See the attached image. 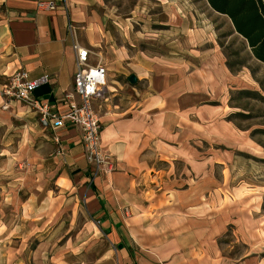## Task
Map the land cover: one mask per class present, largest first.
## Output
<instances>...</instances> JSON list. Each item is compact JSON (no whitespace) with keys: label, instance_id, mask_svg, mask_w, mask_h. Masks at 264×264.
<instances>
[{"label":"crops","instance_id":"0c3cea01","mask_svg":"<svg viewBox=\"0 0 264 264\" xmlns=\"http://www.w3.org/2000/svg\"><path fill=\"white\" fill-rule=\"evenodd\" d=\"M158 1L172 11L173 35L193 47L188 57L176 39L172 57L118 44L101 0H0V86L17 70L47 76L33 97L66 114L78 43L89 65L105 69L92 106L115 160L114 172L89 181L78 128L44 129L15 100L2 109L0 96V145L25 154L31 170L15 174L23 183L12 196L22 198L0 221L9 261L28 253L31 264H264L263 183L243 177L246 143L227 119L231 74L211 19L185 0Z\"/></svg>","mask_w":264,"mask_h":264},{"label":"rangeland","instance_id":"374dc122","mask_svg":"<svg viewBox=\"0 0 264 264\" xmlns=\"http://www.w3.org/2000/svg\"><path fill=\"white\" fill-rule=\"evenodd\" d=\"M185 2L196 13L203 12L211 19L219 52L223 54L225 65L231 74L226 99L227 119L236 130L242 132L239 140L246 143V146L240 148L241 152L237 153L248 160L246 163L248 165L243 166L245 172L243 177L247 176L251 185L263 183L260 185L264 192V63L252 56L248 44L234 32L228 18L214 15L210 11L206 0H185ZM101 3L104 5L106 24L109 25L112 35L116 37L117 43L126 45L132 52L140 51L149 56L172 57V53L177 49L174 45L173 48L171 47L172 39H176L175 44L179 42L183 48H186L187 57L190 48H193L187 37L177 40L175 37L177 35H173L178 29L169 25L168 15L172 11L167 4H162L158 0H101ZM6 147L0 145V221L7 222L8 213H4L3 216V210L8 208L11 199L22 198V195L17 196V193L12 196L13 191L23 183V180H17L15 174H25L31 170L28 171L25 154L21 155L18 150L10 151ZM218 152L221 153L222 149ZM244 188L246 186H243ZM262 211L264 214V196ZM17 234L13 229L11 233L9 232V241H13L12 244L16 243L12 238ZM4 236L5 232L0 230V240ZM31 247L32 245H28L27 249ZM3 248L5 249L3 243H0V264H18V261L21 264L32 263L28 253L25 259L23 257L17 259L16 255L13 261H9Z\"/></svg>","mask_w":264,"mask_h":264},{"label":"built area","instance_id":"2783aa9c","mask_svg":"<svg viewBox=\"0 0 264 264\" xmlns=\"http://www.w3.org/2000/svg\"><path fill=\"white\" fill-rule=\"evenodd\" d=\"M41 10H52L55 5L52 2L38 4ZM68 28L74 32L72 26ZM73 52L76 65V73L73 82V92L63 96V102L68 106V112L58 115L47 104L40 103L33 97V92L40 85L47 83V76L30 79L23 70H17L8 77L6 83L0 86V96L5 102L2 109L8 108L9 100H15L33 110L39 116L42 128L53 132L66 127H76L81 132L84 154L92 165L89 181L98 174L109 175L115 170L114 158L101 147L100 123L95 113L92 101L102 97L106 84L105 69L97 64L91 66L88 63L89 52L78 43H73ZM73 95L77 96L79 103L74 102ZM57 141V138H54Z\"/></svg>","mask_w":264,"mask_h":264},{"label":"trees","instance_id":"16d2710c","mask_svg":"<svg viewBox=\"0 0 264 264\" xmlns=\"http://www.w3.org/2000/svg\"><path fill=\"white\" fill-rule=\"evenodd\" d=\"M206 3L229 19L233 30L248 44L252 56L264 63V0H206Z\"/></svg>","mask_w":264,"mask_h":264},{"label":"water","instance_id":"95a60500","mask_svg":"<svg viewBox=\"0 0 264 264\" xmlns=\"http://www.w3.org/2000/svg\"><path fill=\"white\" fill-rule=\"evenodd\" d=\"M128 81H129L130 83H135L136 79H135L134 76H129Z\"/></svg>","mask_w":264,"mask_h":264}]
</instances>
